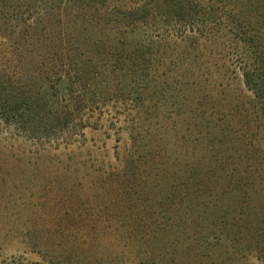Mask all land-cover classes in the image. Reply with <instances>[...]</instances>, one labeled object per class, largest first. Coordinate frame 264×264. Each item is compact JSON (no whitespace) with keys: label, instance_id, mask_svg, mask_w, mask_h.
I'll return each mask as SVG.
<instances>
[{"label":"trees","instance_id":"16d2710c","mask_svg":"<svg viewBox=\"0 0 264 264\" xmlns=\"http://www.w3.org/2000/svg\"><path fill=\"white\" fill-rule=\"evenodd\" d=\"M180 39L233 52L256 110L239 137L227 126L242 151L177 187L176 161L131 126L114 166L80 178L55 169L65 220L27 221L20 234L41 262L0 247V264H264V0H0V121L43 157L105 115L113 130L144 103L169 105L195 74Z\"/></svg>","mask_w":264,"mask_h":264},{"label":"rangeland","instance_id":"374dc122","mask_svg":"<svg viewBox=\"0 0 264 264\" xmlns=\"http://www.w3.org/2000/svg\"><path fill=\"white\" fill-rule=\"evenodd\" d=\"M176 43L179 52L190 57L187 64H191L195 73L191 82L188 86L187 83L179 85L182 91L174 92L175 98L170 99L169 105L162 107V102L155 103L154 99L149 106L144 103L135 109L133 117H121L120 124L113 130L109 116L105 115L99 122L101 127L85 130L73 147L47 150L39 157L38 147L23 141L13 128L0 121V247L3 258L22 256L29 263L41 262L39 255L23 249L20 234L27 221L47 225L50 221L65 220L67 180L55 169L68 165L72 174L80 178L114 166L118 153L123 158L131 126L136 133L146 135L144 142L152 140L147 150L153 153L159 147L164 159L176 161L168 169L178 174L177 187L191 183V178L210 173L209 163L231 157L235 149L242 151L239 145L227 143L230 141L227 126L230 124L239 130L232 131L239 137L249 117L255 118L256 110H253L255 103L242 83L239 70L230 67L234 66L229 60L233 52L229 50L227 56L223 47L214 45L215 52L210 53L206 44L203 50L193 51L190 40L180 39ZM157 62L155 57L153 65L157 66ZM176 72L182 73L179 67ZM168 78L156 75L153 84H163ZM258 115L260 117V112ZM129 154L124 157L129 158ZM217 168L215 165V170ZM13 229L20 233L14 232L11 236Z\"/></svg>","mask_w":264,"mask_h":264}]
</instances>
